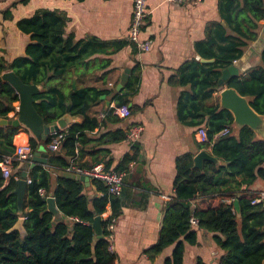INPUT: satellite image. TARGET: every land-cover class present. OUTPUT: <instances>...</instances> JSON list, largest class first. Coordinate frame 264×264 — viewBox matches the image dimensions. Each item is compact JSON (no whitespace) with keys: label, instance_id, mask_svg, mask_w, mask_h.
I'll return each mask as SVG.
<instances>
[{"label":"trees","instance_id":"1","mask_svg":"<svg viewBox=\"0 0 264 264\" xmlns=\"http://www.w3.org/2000/svg\"><path fill=\"white\" fill-rule=\"evenodd\" d=\"M27 2L13 1L2 10V19H13L11 7ZM217 8L220 20L209 26L205 38L195 47L201 58L211 61H187L174 83L189 86V91H183L178 98L177 113L182 124L195 129L192 134L195 150L210 148L219 162L204 160L199 168L194 166V152L177 157L174 195L166 203L158 239L146 251L154 260L173 246L163 264H183L186 245L198 244L200 231L210 233L216 248L222 251L217 264H264V199L252 203L263 190L254 185L258 181L264 183V141L248 127H242L235 135L231 112L219 109L217 95L212 96L221 89L218 80L222 71L238 60L257 38L264 22V0H218ZM66 22L63 12L47 9L18 19L14 30L26 34L28 42L23 54L15 57H9L5 35L0 36V117L9 118L19 100L14 87L1 77L2 73L13 71L23 83L40 87L33 95L34 107L48 129L38 135L23 125L0 126V162L6 157L13 158L19 145H28L34 154L55 135L63 134L57 151L46 147V163H37L28 170L31 181L26 185L21 210L13 190L23 163L13 159L7 179L0 168V264H117L115 253L109 248L107 224L121 214L124 206L121 196L108 193L101 180L91 179L86 185L78 175L65 170L71 164L90 168L104 161L102 151L94 150L95 140L88 133L98 126L89 111L107 91L79 84L72 90L71 83L73 74L80 76L94 68L90 66L92 56L100 53L104 43L95 37L74 40L72 35H66ZM137 69L138 66L133 68L124 90L115 96L116 106L130 101V92L138 82ZM226 86L250 97L252 108L264 115V49L257 65L231 76ZM69 103L70 114L81 116L83 121L51 132L50 127L65 113ZM200 128L206 129L208 141L194 138ZM225 128H229V133L218 136ZM125 138L126 132L116 129L105 134L103 142ZM86 143H91L90 151L83 150ZM138 151V146L133 145V153L125 155L115 170L127 172ZM85 154L91 156L89 165L81 163ZM109 166L107 161L105 167ZM49 193L62 215L59 220L47 209ZM235 200L239 216L234 208ZM195 201L201 202L194 205ZM108 207L110 214L101 221L103 235L96 238L91 224ZM20 215L24 216V234L11 229ZM191 219L196 221V226ZM194 264L208 263L198 256Z\"/></svg>","mask_w":264,"mask_h":264},{"label":"crops","instance_id":"2","mask_svg":"<svg viewBox=\"0 0 264 264\" xmlns=\"http://www.w3.org/2000/svg\"><path fill=\"white\" fill-rule=\"evenodd\" d=\"M13 1L0 0V36L5 35L9 57L22 55L28 42L26 34L14 30L15 22L39 9L63 12L67 18L66 35H72L74 40L95 37L104 43L100 53L92 56L94 60L90 66L94 68L80 76L73 74L72 80L76 78V86H92L107 91L100 95L99 101L89 111L90 117L98 121V126L88 136L95 140L94 150L102 151L104 161L100 163L105 166L109 161V168L115 169L125 155L133 153V145L139 148L136 160L128 164L127 172L124 170L125 186L119 194L124 206L115 219L110 244L117 264H163L173 246L166 248L154 260L146 251L156 243L166 203L174 195L176 159L187 152L196 155L200 151L195 150L192 136L195 129L178 119L177 101L183 91H189V86L174 82L178 80L179 69L187 61H211L201 58L195 47L205 38L209 26L220 20L218 0H194L181 4L146 0L145 24L140 39L151 40L148 51H141L128 41L134 0H28L26 4L18 3L11 7L13 19L3 20L2 10ZM127 41L129 43L121 46L117 44ZM136 66L137 85L130 92V101L123 104L129 108L130 114L119 117L114 112L115 96L121 94L126 83L120 89L117 85L125 69L129 70L127 82ZM216 93L212 95L214 98ZM110 109L112 113L108 114ZM8 115L16 116L13 111ZM117 118L119 120L115 121ZM82 121L81 116H72V123ZM134 128L136 136L129 137ZM116 129L126 132V138L103 142V136ZM197 133L198 130L194 138L199 141ZM46 147L42 146L39 151L46 152ZM82 148L90 151L91 143L83 144ZM206 151L211 153L210 148ZM90 162L89 154L81 158V163L89 165ZM254 186L261 189L264 183L258 181ZM200 202L195 201L194 205ZM109 214L108 207L101 217ZM210 236V233L200 231L198 244L186 245L183 264H194L198 256L208 264H217L222 251L216 248Z\"/></svg>","mask_w":264,"mask_h":264},{"label":"water","instance_id":"3","mask_svg":"<svg viewBox=\"0 0 264 264\" xmlns=\"http://www.w3.org/2000/svg\"><path fill=\"white\" fill-rule=\"evenodd\" d=\"M264 49V24L260 29L257 38L247 46L242 56L234 61L232 65L222 71V75L218 80L221 89L217 92L219 100V109H227L233 116L232 129L236 135L242 127H248L252 129L258 139L264 141V115L258 114L250 105L251 98L248 96H242L238 91L233 88L226 86L228 79L231 76L239 75L240 72H245L250 68L254 67V63L260 61L261 52ZM129 70L125 69L121 76L120 83L117 85V89H120L127 80ZM4 81L9 82L19 95L18 106H17V117L4 118L0 117V126L12 125L19 126L23 125L29 128L35 134H42L47 132V126L42 123V118L34 107L33 95L39 91L38 87L33 84L23 83L19 77L13 71H6L1 75ZM76 88V78L72 80V90ZM73 91L70 93L72 96ZM102 97V96H101ZM108 105V102H107ZM71 103L66 107L65 113L57 119L56 123L50 127L51 132H55L59 129H63L72 123V115L70 114ZM46 152L37 151L34 153L30 161H26L22 164V172L20 177L17 178V186L13 190L17 195V206L18 209H22L23 200L25 197L26 178L28 176V170L34 167L37 163H46ZM204 160H210L218 162V159L208 153L206 150H200L193 157L194 166L202 168ZM81 181H84L87 185L90 183V179L87 176L78 175ZM46 198L47 209L50 210L56 220L61 219L62 215L58 210L55 198L52 193L48 194ZM234 208L239 216V205L238 201H234ZM24 218L19 217L16 223L11 229H18L21 234H24V228L22 226ZM102 217L95 216L91 226L93 229L94 236L101 238L103 235L101 226Z\"/></svg>","mask_w":264,"mask_h":264},{"label":"built area","instance_id":"4","mask_svg":"<svg viewBox=\"0 0 264 264\" xmlns=\"http://www.w3.org/2000/svg\"><path fill=\"white\" fill-rule=\"evenodd\" d=\"M168 2H173L177 4L181 3H189L194 0H167ZM146 17V0H134L132 17L130 21L128 41L136 44L141 51H148L151 48V40L145 39L141 40L140 35L142 33V28L145 24ZM114 112L119 117H127L130 114V110L126 105L114 106ZM136 128L129 132V137L136 136ZM56 132V131H55ZM229 133V128H225L221 130L217 135H226ZM199 141L206 142L208 141L206 135V129L200 128L198 130ZM63 137L62 133L55 135L51 142L47 145V149L51 151H57ZM34 154L31 151V148L22 144L16 148L15 156L6 157L2 162H0V168L2 172V176L4 179H7L12 172V160L16 159L22 163L26 161H30ZM73 157L72 159H74ZM68 173H73L76 175L87 176L89 179H98L101 180L104 185L107 187L108 193L112 195H119L124 184L123 178L125 175L124 171H117L115 169L106 168L102 163H97L90 168H80L73 164L69 165L65 169ZM31 180L26 178V183H29ZM43 190L40 189V193L43 194ZM49 195H47L48 197ZM264 199V191H259L258 196L252 200V203H257ZM115 218H111L109 223L107 224V230L109 232L108 239L111 242L112 232L114 229ZM191 223L196 224L194 219H191ZM110 250L112 251V245L110 244Z\"/></svg>","mask_w":264,"mask_h":264},{"label":"rangeland","instance_id":"5","mask_svg":"<svg viewBox=\"0 0 264 264\" xmlns=\"http://www.w3.org/2000/svg\"><path fill=\"white\" fill-rule=\"evenodd\" d=\"M15 105H17V106H18V103H15ZM17 106H16V109H15V111H13V112H15V115H16L15 117H17V115H18V114H17ZM12 116H13V115H12ZM12 116H11V118H12ZM38 135H39V134H38ZM262 189L264 190V187H263Z\"/></svg>","mask_w":264,"mask_h":264}]
</instances>
